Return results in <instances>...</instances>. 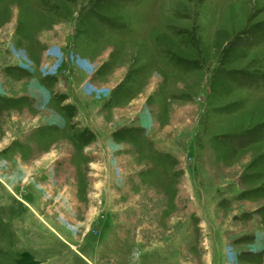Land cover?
Instances as JSON below:
<instances>
[{
	"label": "rangeland",
	"instance_id": "1",
	"mask_svg": "<svg viewBox=\"0 0 264 264\" xmlns=\"http://www.w3.org/2000/svg\"><path fill=\"white\" fill-rule=\"evenodd\" d=\"M13 79L75 145L68 195L10 167ZM2 86L0 264H264V0H0Z\"/></svg>",
	"mask_w": 264,
	"mask_h": 264
},
{
	"label": "crops",
	"instance_id": "2",
	"mask_svg": "<svg viewBox=\"0 0 264 264\" xmlns=\"http://www.w3.org/2000/svg\"><path fill=\"white\" fill-rule=\"evenodd\" d=\"M3 78L6 77L4 76ZM25 81L28 83L26 89H22L19 80L13 79L11 80L12 83H9L13 86L14 91L12 95L14 97H17V95H19L20 98L24 95L28 96L24 102L21 100L20 105L14 106L12 109L14 115L13 119L16 115H20L24 119V131L20 134V141L14 140L12 143V154L9 155V158L12 160V166L10 165V167L13 168L14 172L20 170L19 167L27 168L30 178L33 177L37 181H43L44 185L40 184V187L43 190L39 189L38 192L45 195L50 193L49 185L46 184L50 173L54 174L55 172L59 178L62 179L60 174L64 172V186H62L63 184L61 181L58 185L57 192L68 195L72 188H70L69 185L70 179L68 173H70V170L68 164L66 163L63 165L59 163L58 167L55 168L53 162L54 160L62 161L63 154L68 155V149L70 147H75V145L71 138L67 136H59V134L54 135L53 132H51V129L56 130V128H60L64 123L56 110L49 104V96H47V91L44 86L37 84L34 79H25L24 82ZM72 90L73 88L71 86L69 91L72 93ZM5 92L6 90H4V87H0V93L3 95ZM69 98L72 104H74V107L81 114L82 120L85 122V119L88 117L86 108L82 106L81 103L72 100L71 97ZM26 132L28 133L24 135ZM24 141L26 143H23ZM68 142H70V144ZM102 151H104V148ZM27 161L29 162V165ZM8 169L10 170L9 167ZM35 179L34 182L36 183ZM73 190H75L74 187L72 188V192ZM51 192L53 193V191ZM45 199L47 200V197H45ZM62 202L63 200L60 201V203ZM37 204V209L42 210V206H40L42 204L40 202Z\"/></svg>",
	"mask_w": 264,
	"mask_h": 264
}]
</instances>
